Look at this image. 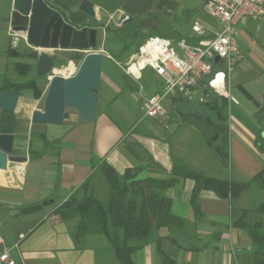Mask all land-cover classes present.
Wrapping results in <instances>:
<instances>
[{
	"label": "crops",
	"instance_id": "0c3cea01",
	"mask_svg": "<svg viewBox=\"0 0 264 264\" xmlns=\"http://www.w3.org/2000/svg\"><path fill=\"white\" fill-rule=\"evenodd\" d=\"M44 1L56 14L78 29L89 26L98 28L99 25L107 27L110 24L119 27L122 26L120 17L128 14L133 20H148L143 26L154 28L156 34H163V37L173 41L187 39L194 43L199 38L192 30L196 21L204 25L206 38L213 37L220 28L201 19L206 0H88L94 4V17L80 9L84 0ZM13 2L0 0V63L6 64V56L18 42L27 49L42 51L32 47L22 31L15 30L20 35L11 33L14 21L19 25L26 23L24 18L13 13ZM2 7H7V12H3ZM14 36L17 42L12 44ZM239 44L243 52L256 49L264 56V18L247 19L241 24ZM240 63L231 74L229 89L238 103L221 97L227 100L229 107L233 104L243 105L247 111L243 120L234 115L227 119L228 159L233 161L236 169L235 177L230 174L228 178L250 181L264 168V153L255 144L264 129V123L260 125L257 121L259 111L264 109V83L258 77L254 79L258 95L251 92L245 83H236L234 72L242 67L243 62ZM261 71L264 73V70ZM253 72L261 73L257 70ZM103 76L95 120L84 122L78 113L64 116L61 125L46 124L48 127L44 136L50 143L43 141L33 156L28 155L27 162L18 164L10 173L0 170V237L4 240L5 248L11 250L16 264H118L104 236L87 234L77 244L74 235L79 231L81 218L72 216L64 220L55 211L69 198L83 196L81 186L86 180L94 196L101 200L97 195L99 185L96 184L95 175L101 172L104 176L99 168L102 163L112 165L120 174L128 168L139 167L138 179L168 176L176 159L201 170L203 152L199 151L195 155L197 157L193 154L186 157L177 151L178 138L173 136L170 139L167 135L175 132L178 126L166 129L157 121L144 117V114L135 115L126 103L119 102L118 96L127 92L135 102L134 108L138 104L139 110H142L139 90L136 88L133 91L136 82L126 86L113 82L109 76ZM231 80L253 104L251 110L232 92ZM157 82L146 87L141 81L148 93L161 88L163 82L159 77ZM178 103L171 104V110L177 113L171 120L180 125L179 119L186 118L191 112H183ZM218 103L221 104L222 99ZM113 107L119 119L130 121L126 126L120 125L112 117L110 108ZM17 114L22 118V114ZM19 151L15 145L13 154L20 156ZM177 152L181 157L176 156ZM194 185L193 179L186 178L164 191L172 199V214L180 217L183 223L172 228L151 230L148 243L134 252V264H253L255 247L246 231L235 226L234 222L247 209L249 212L244 215L246 220L260 221L264 229V213L253 211L257 204L264 201V189L260 188V198L254 206L248 202L247 190L234 200L220 198L211 190H203L199 196L201 214L197 216L191 204ZM50 200H54V203L42 210L13 214L16 209ZM51 214H56L57 218L49 219Z\"/></svg>",
	"mask_w": 264,
	"mask_h": 264
},
{
	"label": "trees",
	"instance_id": "16d2710c",
	"mask_svg": "<svg viewBox=\"0 0 264 264\" xmlns=\"http://www.w3.org/2000/svg\"><path fill=\"white\" fill-rule=\"evenodd\" d=\"M144 28L146 26H143L141 20L134 19L131 24L111 27L108 28V31L114 35L117 41L123 42L125 47L132 46L133 48L138 39H145L142 37ZM160 36L163 37L164 35ZM13 69L17 74L26 76L32 71V64L17 61L13 63ZM12 89L17 90L20 96L23 90L29 89L32 91L34 99L40 98L43 92L37 79L14 82L8 76L0 75V94ZM219 99H222L221 104L218 103ZM202 105L215 110H223L224 121L227 123L228 103L225 98L214 95L210 101ZM66 114L67 112L65 117ZM17 119L15 112L3 111L0 117V132L15 134L18 125ZM257 121L260 124L264 123V109L259 111ZM211 127L213 135L207 143L215 147L214 138L216 136L214 133H219V129L215 124H212ZM222 128L224 134V159L222 160L224 163H228L229 128L227 124ZM262 131L255 144L263 153L264 138L261 136ZM42 139L45 144L50 143L44 135ZM99 168L109 184L110 193L106 202L94 196L90 190V183L86 180L81 186L84 191L83 196L69 198L55 211L64 220H68L72 216L81 218L79 231L74 235L77 244H80L87 234L104 236L112 247L118 264H134V252L148 243L151 230L182 225V219L171 212L172 199L164 193L165 190L179 184L182 179L191 178L195 181L191 204L197 216L201 214L199 196L203 190H211L220 198L234 200L239 198L253 183H257L260 188L264 189V168L250 181L211 176L196 170L179 159L174 161L173 169L166 177L149 176L145 179H138L139 167L128 168L122 174L108 163H102ZM253 211L264 213V201L257 204ZM248 212L249 210L245 209L243 214ZM244 215L235 221L234 225L246 231L255 247L252 263L264 264L262 222L246 220Z\"/></svg>",
	"mask_w": 264,
	"mask_h": 264
},
{
	"label": "rangeland",
	"instance_id": "374dc122",
	"mask_svg": "<svg viewBox=\"0 0 264 264\" xmlns=\"http://www.w3.org/2000/svg\"><path fill=\"white\" fill-rule=\"evenodd\" d=\"M1 10L3 12H7V7H2ZM201 19L204 20L205 22L212 24L214 27H220L218 21L212 16L208 15L205 11H201ZM14 23L15 25L17 24L15 21ZM141 23L145 25L148 23V20H141ZM111 27H117V26L112 24L108 25L107 27H105L104 25L98 26L99 45L97 47V50L105 55L102 66V74L104 76L103 75L102 76L111 77L112 81L117 84L119 82V84L121 85L126 84V86H131V84L134 82L133 79L130 76H128L126 73H124V71L116 64L115 61L125 64L128 61L130 54L132 52L133 53L136 52V46H134L133 48L132 46L127 48L124 46L123 42L117 41L114 35L108 31V28ZM153 29L145 28L143 30L142 37L148 39L153 36L163 35V34H155ZM11 33L13 35L21 34L13 29H11ZM16 42H17L16 37L15 36L12 37L11 43L13 44ZM19 43L20 42H18V44L17 43L14 44L15 46H12L13 49L11 48V51L6 56L7 64L6 62L0 63V75L8 76L14 82H24L25 80L28 79H37L38 85L43 89L42 95L38 99L33 98V93L31 90L29 89L23 90L17 108L15 110L16 115H18L17 112H19L20 115L22 114V118L18 117L17 119L18 125H17V131L15 133V145H17V148H19L20 150L19 152L21 153V155L28 157V155L33 156L34 151L39 149L40 145L42 146L43 144L42 136L45 134V131L48 127L46 126V124H33L31 122V117H32L31 112L34 108H38V109L43 108L44 99L46 96L45 93H47L49 89L51 83L50 75H53V72L48 76H43V77L38 76L36 70V60L34 59L35 57L34 56L30 57V53H33V51L30 50L29 48L28 49L25 48L22 44ZM259 43L261 44V42ZM263 51H264V47H263ZM15 52L18 53L16 56L14 55ZM50 52L52 54H57L58 56L65 58L67 62H71L74 64L76 63L78 66L82 61V59L84 58V56L87 54V52L79 51V50H58V51L50 50ZM17 61H23V62L30 61V63L32 64V71L26 76H21L17 74L13 70V63ZM242 62L243 64L242 67L239 69V71L234 72L233 79L235 80L236 83L237 82L239 84L245 83V85L251 92H253L255 95H258L259 94L258 89L254 88V85H256L255 84L256 80L254 79L258 77V80H260L261 83H264V73L261 71L264 70V56H262L259 53V51L256 49L249 50L246 52L244 51V59L242 60ZM71 66L74 65L71 64ZM253 70L260 71L261 73L254 74ZM143 73H144V78L141 81L146 87H148V85L152 82L158 83L157 82L158 77L156 75H151L150 70H145L143 71ZM149 74L150 76H148ZM135 84L136 87L135 89H133V91L136 90V88H138L139 90V85L137 83ZM231 86H232V92L237 95L238 99L242 103L243 102L246 103L249 106V110H251V108L254 106L249 101V99L243 94L239 86L237 84H234V81L232 82V80H231ZM127 90L131 92L130 89ZM112 95H114V92H112ZM118 97H119L118 99L119 102L126 103L127 107L130 108L135 115L137 114H139L140 116L143 115V111L141 109L139 110L138 104L134 108L135 102L132 98H130L127 92L121 93ZM39 99H41L40 102ZM178 102H179L178 105L180 108H182L183 112L186 113L191 112V113L188 114L186 118L179 119L180 125L178 126V128H176L175 132L172 133L168 132L169 134H167L170 137V139L173 136H176L178 138L179 142L177 144L178 145L177 151L186 157L190 156V154H193L195 156L199 151H202L204 160L202 162V165H200L201 170L198 169V171L200 172L207 171L210 174L217 175V177L224 176L228 178L230 174L231 175L233 174V176L235 177L234 171L236 169H234L233 161L230 159L228 163H224L222 160L224 159V152H223L224 134L222 133L223 130L222 127H225V124H227L226 121H224L225 119V117L223 116L224 111L215 110L209 108L206 105L198 104L196 102H187L184 100H179ZM113 104L116 105L115 103ZM194 110L196 112L199 111V113H196ZM66 111H67L66 115L68 117L71 116L72 114L78 115V111L75 108H67ZM110 111L111 114L113 115L112 117L120 125L126 126V124L130 122V121H126L124 118L122 120L119 119L118 112L114 107L110 108ZM227 111H228V116L230 118H232V116L234 115L236 118L241 117V119L243 120L244 119L243 116L247 115V111L245 108H243V105L233 104L230 107L228 106ZM171 114L173 117L177 116V113L174 112L173 110ZM23 116H25V118ZM212 124H215L219 129V133L216 132L214 133L216 136V137L214 136L215 147L210 146L206 142L213 135V130L211 127ZM178 152L176 153V156L181 155V154L179 155ZM231 156H232V152H231ZM95 181L96 184L99 185L97 195L101 200L106 202L109 197V187L105 177L101 172H98L95 175ZM247 193H248L247 195H248L249 204L254 206L260 198L258 196L260 195L259 185L257 183H253L247 189Z\"/></svg>",
	"mask_w": 264,
	"mask_h": 264
},
{
	"label": "built area",
	"instance_id": "2783aa9c",
	"mask_svg": "<svg viewBox=\"0 0 264 264\" xmlns=\"http://www.w3.org/2000/svg\"><path fill=\"white\" fill-rule=\"evenodd\" d=\"M204 10L220 24L213 37H204L205 27L196 21L192 30L199 38L194 43L187 39L173 41L153 36L144 39L140 50L132 53L125 64L115 61L139 85L144 117L157 121L166 129L179 126L171 120V104L179 100L205 104L214 95H220L238 103L229 89L231 74L244 59L239 44L241 24L247 19L264 18V0H206ZM216 56L220 58L217 62ZM70 64L74 65V70L68 75H60L67 77L77 72L76 63L67 62L65 68ZM145 70L154 71V75L162 80L160 89L152 93L146 91L141 83ZM54 74H57L55 70ZM56 218V214L49 217L51 220ZM0 246V264H16L1 237Z\"/></svg>",
	"mask_w": 264,
	"mask_h": 264
},
{
	"label": "water",
	"instance_id": "95a60500",
	"mask_svg": "<svg viewBox=\"0 0 264 264\" xmlns=\"http://www.w3.org/2000/svg\"><path fill=\"white\" fill-rule=\"evenodd\" d=\"M80 9L95 16L94 4L84 0ZM13 13L24 18L26 23L16 24L14 30L25 33L27 42L34 48L37 75H50L54 70L67 66V60L52 54L50 50H79L87 52L80 62L77 72L72 76L54 74L44 99L42 109L32 113L33 124L61 125L67 108H75L84 122L93 121L98 114L99 90L102 79L104 54L97 50L98 28H75L74 25L56 14L44 0H14ZM133 17L123 14L120 17L122 25L131 24ZM144 39H138L136 52L143 46ZM18 53L15 52V56ZM32 55L30 54V57ZM219 56L215 57L216 62ZM154 73V71H152ZM20 99V93L9 90L0 94V117L3 111L15 112ZM264 138V132L262 133ZM15 134L0 132V170L8 172L19 162H27L28 157L14 155ZM54 203V200L44 201L23 209H16L13 214L33 213Z\"/></svg>",
	"mask_w": 264,
	"mask_h": 264
},
{
	"label": "bare ground",
	"instance_id": "6f19581e",
	"mask_svg": "<svg viewBox=\"0 0 264 264\" xmlns=\"http://www.w3.org/2000/svg\"><path fill=\"white\" fill-rule=\"evenodd\" d=\"M74 70V66H69V68H62V69H59V70H55L56 71V73L57 74H64V75H68L71 71H73ZM20 163H25V162H19V163H17L14 167H13V169H15V167L18 165V164H20ZM12 169V170H13ZM12 170H10V171H8V172H5V173H10Z\"/></svg>",
	"mask_w": 264,
	"mask_h": 264
},
{
	"label": "flooded vegetation",
	"instance_id": "af4514ba",
	"mask_svg": "<svg viewBox=\"0 0 264 264\" xmlns=\"http://www.w3.org/2000/svg\"><path fill=\"white\" fill-rule=\"evenodd\" d=\"M92 26H89L88 28H91ZM33 51V50H32ZM32 56L34 55V53H30Z\"/></svg>",
	"mask_w": 264,
	"mask_h": 264
}]
</instances>
